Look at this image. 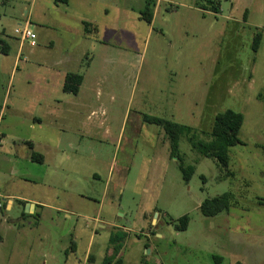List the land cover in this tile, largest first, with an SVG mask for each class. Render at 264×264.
Masks as SVG:
<instances>
[{"label":"rangeland","instance_id":"rangeland-1","mask_svg":"<svg viewBox=\"0 0 264 264\" xmlns=\"http://www.w3.org/2000/svg\"><path fill=\"white\" fill-rule=\"evenodd\" d=\"M0 107V264H103L118 231L122 264H264V0H0ZM227 108L228 168L145 120L210 140Z\"/></svg>","mask_w":264,"mask_h":264},{"label":"trees","instance_id":"trees-1","mask_svg":"<svg viewBox=\"0 0 264 264\" xmlns=\"http://www.w3.org/2000/svg\"><path fill=\"white\" fill-rule=\"evenodd\" d=\"M57 2L60 0H56ZM68 1V0H63ZM150 7H147L143 13V17L151 23L153 12L150 11ZM214 11H220V7L217 5H212ZM262 39L261 33H257L253 42V49L257 50L260 46ZM5 44V42H3ZM3 47V51H5ZM83 81V75L78 73H68L66 75V81L64 84V90L73 93H78L80 89V84ZM244 115L240 111H236L232 108H227L226 110L216 114L215 120L212 125L211 139H197L195 132L189 125L180 124L171 120H167L160 117L145 116V120L157 124L165 130L166 136L170 138L173 151L178 150L179 135L186 132L190 134L188 139L191 142L192 148L199 151L202 155L207 157L216 158L219 165L224 168H228L229 165V147L236 144L242 143L239 137V131L242 126ZM31 158L42 159V155L35 154L33 152ZM181 169L183 170L185 177L190 179L195 171L194 165H184L183 161L180 163ZM230 207V193L225 192L221 195L205 199L201 205V212L206 216H215L222 211H228ZM189 222V216L183 215L180 218V228L186 229ZM126 238V231H118L112 233L110 241L113 246L114 255L119 254L123 247V241ZM114 255H106L103 264H122V258L119 256L114 259Z\"/></svg>","mask_w":264,"mask_h":264},{"label":"built area","instance_id":"built-area-1","mask_svg":"<svg viewBox=\"0 0 264 264\" xmlns=\"http://www.w3.org/2000/svg\"><path fill=\"white\" fill-rule=\"evenodd\" d=\"M19 28L16 29V32L20 34L21 44L25 41H28L30 45H35L36 33L34 31V26L30 22H26L23 26L20 23Z\"/></svg>","mask_w":264,"mask_h":264},{"label":"crops","instance_id":"crops-1","mask_svg":"<svg viewBox=\"0 0 264 264\" xmlns=\"http://www.w3.org/2000/svg\"><path fill=\"white\" fill-rule=\"evenodd\" d=\"M55 1H56V0H55ZM70 1H71V0H68L67 2H70ZM56 2H57V1H56ZM57 3H58V2H57ZM4 47H5V48H4L5 51H7V50L9 49V44L5 42ZM2 51H3V50H2ZM0 108H1V107H0ZM1 141H2V140H1ZM6 197L10 198L8 195H6ZM8 201H9L8 204H9V203H13V200H12V199H9Z\"/></svg>","mask_w":264,"mask_h":264},{"label":"water","instance_id":"water-1","mask_svg":"<svg viewBox=\"0 0 264 264\" xmlns=\"http://www.w3.org/2000/svg\"><path fill=\"white\" fill-rule=\"evenodd\" d=\"M26 207H27V209L29 210V208H30V207H33V205L30 204V203H27Z\"/></svg>","mask_w":264,"mask_h":264}]
</instances>
